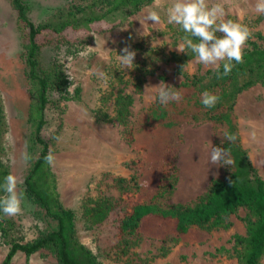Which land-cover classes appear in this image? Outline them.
<instances>
[{
  "label": "rangeland",
  "instance_id": "obj_1",
  "mask_svg": "<svg viewBox=\"0 0 264 264\" xmlns=\"http://www.w3.org/2000/svg\"><path fill=\"white\" fill-rule=\"evenodd\" d=\"M31 1L38 6L34 5L31 13L36 24L47 18L38 17L45 13L39 6L55 8L64 3V0ZM169 3L170 0H151L122 22L95 31L77 45L64 48L63 56L61 51L57 54L69 83L66 94L51 95L45 110L42 134L51 142L56 158L53 166L48 165L50 181L60 202L74 212L75 237L101 264H241V246L236 245L234 236H245L247 220L253 218L244 207L227 216L224 227L212 228L209 232L194 228L185 241L173 240L171 225L151 224L148 233L123 256H117L113 242L97 239L96 229L82 216V205L87 198L119 197L121 191L114 180L116 177L130 182L127 186L131 190L133 177L152 182L157 174L155 163L159 150L140 151V144L147 136L139 135L134 143H129L124 127L113 118V98L117 90L133 96L127 117L131 124L156 98L155 90H146V85L156 86L163 81L175 86L186 77L211 69L197 64L193 57L185 63L183 74L175 72L176 64L169 57L180 53L175 47L186 34H182L178 25L167 23ZM213 3H222L226 18L247 26L251 33L249 39L262 43L257 34L264 35V15L252 10L254 0H209V6ZM150 11L159 13V24L147 22ZM75 34L65 37L72 41L76 39ZM23 39V29L10 0H0V101L5 121L0 157L8 174L17 177V191L21 194L18 215L7 217L0 213L4 227H10L5 233L0 231V262L10 241L31 242L46 227L39 207L27 196L23 183L39 151L32 137L34 128L30 117L35 89L26 74ZM125 47L136 53L132 68L124 69L118 61ZM51 55L52 51L45 50L44 60ZM135 65L141 72H134ZM110 67L123 73L122 78L113 77L108 72ZM137 75L143 79L140 92L135 88ZM235 110V123L239 117V126L237 123L236 126L240 145L264 180V84H255L239 93ZM223 128L203 118L183 123L178 128L181 134L175 158L178 180L168 203H187L203 193L212 179L225 175L229 166L209 162L211 147L218 146L216 141L223 139ZM10 264L59 263L49 248H43L30 256L18 251ZM259 264H264V255Z\"/></svg>",
  "mask_w": 264,
  "mask_h": 264
},
{
  "label": "trees",
  "instance_id": "obj_2",
  "mask_svg": "<svg viewBox=\"0 0 264 264\" xmlns=\"http://www.w3.org/2000/svg\"><path fill=\"white\" fill-rule=\"evenodd\" d=\"M149 1L64 0L62 6L55 8L39 6L45 13L38 17L47 18L40 19L36 24L31 18L33 6L38 8L35 2L10 0L23 29L26 74L35 89L30 117L34 128L32 137L33 142L39 145L38 155L23 183L27 196L39 207L46 227L31 242L10 241L0 264H10L18 251L30 256L43 248H49L59 264H101L93 252L75 237L74 212L60 202L52 187L51 173L44 159L51 151V142L42 134L46 124L45 110L51 95L67 93L68 75L57 54L66 47L77 45L95 31L122 22ZM71 33H77L76 39L72 41L65 37ZM182 34L185 33L182 31ZM257 39L262 43L252 39L247 41L244 62H233L235 66L230 75L218 79L214 70L207 69L202 74L186 77L173 86L181 93L179 102L172 101L165 106L155 98L131 124H128L127 117L133 96L122 89L117 90L113 98V118L124 127L126 140L132 144L137 136L145 135L147 139L140 144L139 150H159L155 180L149 182L133 177L131 192L132 189L129 190L127 186L130 182L116 177L114 180L121 191L118 198L99 196L87 198L83 202L84 220L96 229L97 239L113 242L117 256L126 254L140 237L148 233L151 224H169L173 229V240L185 241L194 228L209 232L212 228L224 227L225 218L244 207L253 218L247 220L245 236L235 235L234 241L241 246V264H259L264 255V180L257 174L247 152L240 145L233 113L239 93L255 84H264V35L257 34ZM45 50L52 51L47 61L43 58ZM193 57L191 53H172L169 60L175 62V72L183 74L185 63ZM133 69L134 72L142 70L137 65ZM220 70L223 71L222 66ZM108 72L115 78H122L123 75L116 67H110ZM135 79V88L140 92L143 79L140 75ZM204 91L219 97L214 108L208 109L202 105L201 93ZM103 115L106 118V114ZM202 118L223 126L221 132L224 134L237 136L235 143L216 141L218 146L228 150L232 164L222 178L212 179L207 189L195 199L187 203H168L167 199L178 180L175 162L177 145L181 140L178 128L183 123ZM4 127L0 101V154L3 151L1 137ZM7 174L8 170L0 157V183ZM3 222L0 219V231L5 233L10 227H4Z\"/></svg>",
  "mask_w": 264,
  "mask_h": 264
},
{
  "label": "clouds",
  "instance_id": "obj_3",
  "mask_svg": "<svg viewBox=\"0 0 264 264\" xmlns=\"http://www.w3.org/2000/svg\"><path fill=\"white\" fill-rule=\"evenodd\" d=\"M252 10L258 15H264V0H254ZM226 17L227 13L222 3H213L209 6V0H170L166 8L167 23L178 25L186 34L182 42L175 47L176 50L180 53L193 54L195 62L214 70L218 79L231 74L235 66L233 62L236 64L244 62V49L251 36L247 26L233 22ZM146 20L147 22L152 21V24L161 22L157 11H150ZM141 24L144 26L142 22ZM122 51L123 54L118 55L120 65L124 69L132 68L135 51L130 50L129 47H125ZM61 56H63V50ZM147 89L155 90L158 102L165 106L172 101L181 100V93L163 81L156 86L146 85ZM218 100L219 97L209 91L201 93V103L205 108H214ZM222 138V143L225 140L235 143L237 140L235 134L228 133H225ZM44 159L49 166L55 164L56 158L52 151H49ZM209 162L219 166H231L232 164L228 150L220 146L211 147ZM17 185V177L11 173L5 175L3 182L0 183V193H2L0 213L4 216L14 217L21 211V194L17 191Z\"/></svg>",
  "mask_w": 264,
  "mask_h": 264
},
{
  "label": "crops",
  "instance_id": "obj_4",
  "mask_svg": "<svg viewBox=\"0 0 264 264\" xmlns=\"http://www.w3.org/2000/svg\"><path fill=\"white\" fill-rule=\"evenodd\" d=\"M236 105H237V103H236ZM235 111H236V110H235V105H234V113H236ZM236 119H237L236 123H237V125L239 126V117H238V118L236 117Z\"/></svg>",
  "mask_w": 264,
  "mask_h": 264
}]
</instances>
